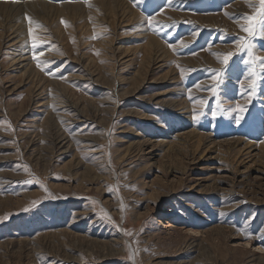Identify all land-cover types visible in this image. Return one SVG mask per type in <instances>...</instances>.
<instances>
[{"label": "rangeland", "instance_id": "rangeland-1", "mask_svg": "<svg viewBox=\"0 0 264 264\" xmlns=\"http://www.w3.org/2000/svg\"><path fill=\"white\" fill-rule=\"evenodd\" d=\"M107 1L0 0V264H264L261 0Z\"/></svg>", "mask_w": 264, "mask_h": 264}, {"label": "snow or ice", "instance_id": "snow-or-ice-1", "mask_svg": "<svg viewBox=\"0 0 264 264\" xmlns=\"http://www.w3.org/2000/svg\"><path fill=\"white\" fill-rule=\"evenodd\" d=\"M260 14H261L262 17H264V0H261V12H260ZM27 19H29V22L31 23L30 18H27ZM248 20H249V28L248 29H243L244 31H249L251 29L252 21L255 20V17H249ZM61 22L63 23V21H61ZM153 23H154L153 19L151 17H149L148 18L149 27H151L153 25ZM37 27H39V26H37ZM29 36L32 39V47H33V49L34 50L37 49L39 47V43H41V42L38 41V38L33 34V29L32 28H29ZM93 38H96V37L94 36ZM39 55H43V52L34 51L33 58L37 59V57ZM232 55H233L232 53L227 54V56H225V58H224V62L227 63V60ZM246 63H247V61H246ZM41 64H42V62L37 59V67H40L41 70L45 71L47 74L53 75V73L51 71H49L47 67H41ZM214 115H215V113H214ZM44 190L46 191V189H44Z\"/></svg>", "mask_w": 264, "mask_h": 264}, {"label": "bare ground", "instance_id": "bare-ground-1", "mask_svg": "<svg viewBox=\"0 0 264 264\" xmlns=\"http://www.w3.org/2000/svg\"><path fill=\"white\" fill-rule=\"evenodd\" d=\"M102 1V0H101ZM116 1H118V0H115V2ZM120 2H121V0H119ZM106 2L108 3V1L106 0ZM105 2V3H106ZM100 3V2H99ZM119 3V2H118ZM122 3V2H121ZM1 4H4V5H8L9 3H0V5ZM35 4H37V3H35ZM39 4H41V3H39ZM111 4V3H110ZM123 4V3H122ZM14 5L15 4H12V6L14 7ZM28 5V4H27ZM117 6L119 5V4H116ZM32 6V5H31ZM38 6V5H37ZM48 6V5H47ZM122 6V5H121ZM23 7V6H22ZM41 7V6H40ZM50 7V6H49ZM78 7V6H77ZM119 7H120V5H119ZM27 8H29L28 6H27ZM46 9V8H45ZM51 9H52V7H51ZM14 10V9H13ZM3 11V10H2ZM27 11V10H26ZM31 11H32V9H31ZM34 12H35V10H33ZM128 11V10H127ZM16 12V11H15ZM131 14V13H130ZM3 15V14H2ZM6 20V19H5ZM17 30V29H16ZM151 40V39H150ZM150 46V45H149ZM148 47V46H147ZM150 48V47H149ZM154 49H155V47H154ZM146 55H148V56H151L152 55V53H151V48L149 49V52L146 54ZM143 62H145V58H144V60L142 61V63ZM193 118V117H192ZM202 138H204V137H202ZM221 146V145H220ZM164 228H170V227H172V225H171V223L169 222V221H166V222H164Z\"/></svg>", "mask_w": 264, "mask_h": 264}]
</instances>
